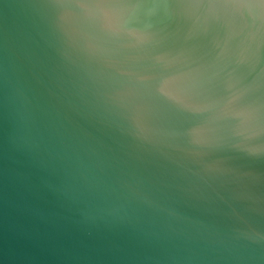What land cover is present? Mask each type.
Here are the masks:
<instances>
[{
	"label": "water",
	"instance_id": "1",
	"mask_svg": "<svg viewBox=\"0 0 264 264\" xmlns=\"http://www.w3.org/2000/svg\"><path fill=\"white\" fill-rule=\"evenodd\" d=\"M0 264H264V0H0Z\"/></svg>",
	"mask_w": 264,
	"mask_h": 264
}]
</instances>
